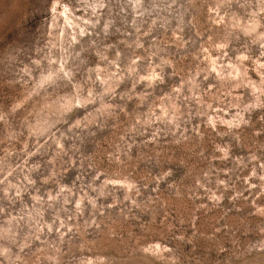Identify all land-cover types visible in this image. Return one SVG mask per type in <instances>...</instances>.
I'll return each instance as SVG.
<instances>
[{
    "label": "rangeland",
    "instance_id": "obj_1",
    "mask_svg": "<svg viewBox=\"0 0 264 264\" xmlns=\"http://www.w3.org/2000/svg\"><path fill=\"white\" fill-rule=\"evenodd\" d=\"M0 264H264V0H0Z\"/></svg>",
    "mask_w": 264,
    "mask_h": 264
}]
</instances>
